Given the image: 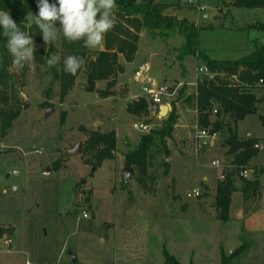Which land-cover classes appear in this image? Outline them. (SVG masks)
<instances>
[{
	"label": "rangeland",
	"instance_id": "obj_1",
	"mask_svg": "<svg viewBox=\"0 0 264 264\" xmlns=\"http://www.w3.org/2000/svg\"><path fill=\"white\" fill-rule=\"evenodd\" d=\"M157 1L169 5L166 15L196 25L199 47L212 59L236 60L254 50V40L264 43V31L256 27L264 22V8L228 9L222 0ZM33 23L29 16L27 26ZM33 40L34 60L22 62L21 68L11 67L23 108L9 134L0 139V264H26L29 260L113 264L116 254L120 264L127 257L141 264H163L165 251L182 263L193 259L194 264H218V244L225 250L234 244L237 223H219L224 231L208 240L202 232L206 220L200 212L215 205L217 184L234 156L226 154V131L218 133L211 146L196 150L195 92L197 80L204 76L199 72L205 67L203 60L195 56L178 59L182 35L163 38L143 29L133 61L128 63L119 56L125 71L112 78L113 87L103 80L90 91L83 72L62 98L57 74L66 39L61 34L47 46ZM103 49L104 43L86 51L95 57ZM52 55L60 59L49 68L46 60ZM162 85L169 86L171 95L163 96L161 105L174 111L177 123L166 138V147L150 152L142 174L136 166H126L125 154L137 146L143 134L167 124L170 112L166 117L155 112L147 91ZM102 93L109 96L104 98ZM256 93L261 97L264 89ZM140 99L147 101V111L133 115L128 107ZM48 109H52L49 115ZM215 119L212 114L211 120ZM135 124H146L148 129H136ZM91 130L116 132L115 158L104 160L98 168L85 163L83 152L67 157L78 142L85 144ZM237 133L264 143L258 114L239 121ZM251 163L264 166V150ZM126 167L132 170L124 182ZM254 177L253 173L247 175ZM260 179L264 181V174ZM240 184L236 179V185ZM195 192L199 195L194 196ZM242 201V193L235 192L230 207L234 217L239 215ZM235 251L223 250L222 255L230 258ZM72 255L77 257L76 263L71 261Z\"/></svg>",
	"mask_w": 264,
	"mask_h": 264
},
{
	"label": "trees",
	"instance_id": "obj_2",
	"mask_svg": "<svg viewBox=\"0 0 264 264\" xmlns=\"http://www.w3.org/2000/svg\"><path fill=\"white\" fill-rule=\"evenodd\" d=\"M55 0H49L54 3ZM229 8H264V0H222ZM37 0H0V10L11 13L20 29L28 33L36 41H42L38 27L33 23L29 27L26 19L35 14ZM116 24L104 39V49L95 57H90L83 46V41H64L66 51L61 59V70L57 74L60 80V96L64 98L78 76L85 72L89 90L93 91L98 81H109V87L115 85L116 74L123 73L124 67L119 63V56L123 55L127 62L134 59L138 50L140 34L143 29L155 36L167 38L176 33L183 36L184 41L178 51V59L183 61L187 56L202 59L205 67L212 73L213 78L203 76L196 83L195 102L198 112V127L209 128L211 132H227L224 144L227 146V155L234 158L223 169V180L217 184L214 206L217 219L223 222L230 220V207L235 192L242 193L243 214L247 217L260 209L263 195L264 174L263 165L251 164V159L260 151L255 148L259 144L256 137L241 138L237 133V123L247 116L258 114L264 126V95L258 97L256 90L264 89V43L253 41L254 50L236 60L212 59L206 51L199 47V31L195 24L186 19H178L165 14L169 5L157 0H116ZM256 27L264 31V22ZM7 38L2 36L0 29V139L5 138L12 127L13 121L20 115L23 103L20 101L16 87L15 75L11 71L13 58L6 47ZM52 47L50 49V52ZM39 53H36V55ZM37 57L39 58V56ZM68 55L83 57L86 66L75 76L64 71V58ZM112 79V80H111ZM111 80V81H110ZM263 80V83L260 81ZM104 98L108 93H102ZM262 104V107L260 105ZM214 105H217L216 119L211 120ZM147 101L140 99L128 110L133 115L146 112ZM261 111V112H260ZM228 118V121L225 120ZM177 123L172 110L167 118V124L160 129L152 130L141 136L139 143L133 150L125 154L126 166H136L142 174L146 173L147 160L150 152L158 146L166 147V138H169ZM88 138L83 145V153L87 155L85 163L98 168L104 160L115 158L116 132L87 131ZM244 171H253L254 179L241 176ZM236 179L241 184L236 185ZM255 204L252 206L251 204ZM246 244L240 246L230 258L222 255V264L240 254ZM163 264H179L173 255L164 253ZM77 260L73 263H76ZM53 264V263H35Z\"/></svg>",
	"mask_w": 264,
	"mask_h": 264
},
{
	"label": "clouds",
	"instance_id": "obj_3",
	"mask_svg": "<svg viewBox=\"0 0 264 264\" xmlns=\"http://www.w3.org/2000/svg\"><path fill=\"white\" fill-rule=\"evenodd\" d=\"M36 7L38 11L32 13V22L40 30L44 46L55 42L62 34L69 42L83 41L85 48L95 49L102 46L106 34L116 24V0H55L54 3L37 0ZM0 29L7 38L6 47L14 64L34 60L35 42L20 29L10 12L0 10ZM59 59L52 55L46 64L54 67ZM85 66L83 57L68 55L64 58V71L73 76Z\"/></svg>",
	"mask_w": 264,
	"mask_h": 264
},
{
	"label": "crops",
	"instance_id": "obj_4",
	"mask_svg": "<svg viewBox=\"0 0 264 264\" xmlns=\"http://www.w3.org/2000/svg\"><path fill=\"white\" fill-rule=\"evenodd\" d=\"M132 61L128 63H131ZM209 208H210L209 210H202L203 212L202 211L200 212V217L206 220L204 222L206 226H204V229H202L204 236L208 237V240H212L216 234L219 235L222 231H224V229L218 228L219 223H224V222L217 219L216 209L214 206L213 207L210 206ZM241 208L242 209L237 217H234L233 215L230 214V220L226 221V223L233 222V221L237 223V228H236L237 230L235 231V234H234L235 237L233 238L234 244L231 245L228 248V250L224 249L223 244L222 245L218 244V247H219L218 248L219 250L218 251L219 252L218 264H222L223 250L225 252L231 253L233 249H238L243 244H246L247 247L239 255L230 259L227 264H264V181H263V195H262V199L260 202V209L257 212L247 217H244L243 207L241 206ZM100 239L101 241L105 240L104 237H101ZM7 243L11 244L12 240L8 238ZM200 247L206 248L207 246L206 245L203 246L202 244H200ZM194 252L195 251L192 250V253ZM116 255L117 257L116 258L114 257L113 264H120L119 263L121 260L120 256L118 257V254ZM127 258L123 260V263L121 264H131V263L141 264L140 262H137L136 260L131 261L129 258L128 259ZM40 262L42 261H38L36 263H40ZM179 262L181 264H194L193 259H190L188 262H185V263H182L180 260ZM26 264H35V262L32 263L29 260L26 262Z\"/></svg>",
	"mask_w": 264,
	"mask_h": 264
},
{
	"label": "built area",
	"instance_id": "obj_5",
	"mask_svg": "<svg viewBox=\"0 0 264 264\" xmlns=\"http://www.w3.org/2000/svg\"><path fill=\"white\" fill-rule=\"evenodd\" d=\"M188 1L190 3L193 2V0H188ZM199 72L201 74H204L205 76H208V78L210 79L213 78L215 75L214 73L210 72L206 67H200ZM260 83H263V80H261ZM147 91L152 96V103H157L159 105H161L163 96L171 95L169 92L168 85L158 86L156 88L148 89ZM216 112L217 110L215 109L213 111V114H215ZM134 127L136 129H141L144 131L148 129V126L146 124H135ZM195 137H196V150L200 151L201 149H204L212 145L213 141L218 137V132H211L209 128H200L197 126ZM213 164L218 165V161H214ZM249 173H253V171H244L241 173V176L247 178V175ZM222 178H224V176H222ZM13 190H16V187H14ZM198 195H199L198 192L194 193V196H198ZM83 216L85 218H88V214L86 212H83Z\"/></svg>",
	"mask_w": 264,
	"mask_h": 264
},
{
	"label": "water",
	"instance_id": "obj_6",
	"mask_svg": "<svg viewBox=\"0 0 264 264\" xmlns=\"http://www.w3.org/2000/svg\"><path fill=\"white\" fill-rule=\"evenodd\" d=\"M16 66L21 68L22 67V62L19 65H16ZM151 107H152V109L155 112H158V114L161 117L168 116V114L170 112V107L168 105H159L157 103H152ZM51 111H52V109H48L47 110V115H49L51 113ZM255 148L259 149V150H264V143L255 145ZM82 152H83V142H78L74 147H72L71 149L68 150L67 157H70V156H73V155H78V154H81ZM131 170H132L131 167H126L124 169V172H123V181L124 182L127 181ZM76 260H77V257L75 255H72L71 256V261L75 262Z\"/></svg>",
	"mask_w": 264,
	"mask_h": 264
}]
</instances>
